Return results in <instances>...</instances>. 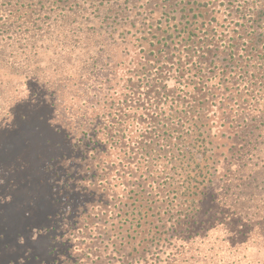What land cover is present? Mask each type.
<instances>
[{
  "label": "rangeland",
  "instance_id": "374dc122",
  "mask_svg": "<svg viewBox=\"0 0 264 264\" xmlns=\"http://www.w3.org/2000/svg\"><path fill=\"white\" fill-rule=\"evenodd\" d=\"M100 1L88 0L83 11L76 8L63 16L65 11L57 8L50 13L0 0V264L71 262V249L60 245L56 230L86 200L76 191L85 185V178L73 170L82 153L76 146L90 134L92 112L100 116L94 105H102L96 102L111 84L109 68L117 64V53L129 49L123 65H117L121 83L148 46V58L155 60L148 66L152 74L166 69L174 76L168 90L188 93L177 66L171 67L176 59L159 61L150 50L164 43L170 21L176 22L187 8L194 14L198 6L206 15L190 16L204 19V28L216 27L219 36L213 44L222 47L227 40L240 53L248 50L249 67L262 63L264 69V42L248 41L256 36L252 24L264 34V0ZM185 1L190 3L182 10ZM41 3L51 7L47 0ZM174 8L180 9L175 19H167L166 12ZM263 73L260 69L252 76ZM251 88L250 94L259 98L256 109L250 107L232 129L219 125L220 116H226L222 111L209 114L213 121L201 130L218 136L206 145L211 151L201 154L205 147L200 143L178 149L180 154L190 150L187 167L166 158V240L156 250L159 257L150 255V249L140 252L133 264L157 257L154 264H166L168 254L178 258L177 264H264V85ZM233 129L240 136L227 140L228 148H215L225 144L221 132ZM47 227L57 242L43 234Z\"/></svg>",
  "mask_w": 264,
  "mask_h": 264
},
{
  "label": "flooded vegetation",
  "instance_id": "af4514ba",
  "mask_svg": "<svg viewBox=\"0 0 264 264\" xmlns=\"http://www.w3.org/2000/svg\"><path fill=\"white\" fill-rule=\"evenodd\" d=\"M189 3L185 1L182 10ZM178 10L170 9L166 18L175 19ZM193 11L197 12L190 14V8H187L176 22L170 21L166 35H163L164 43L150 50V53L155 52L154 57L159 61L176 59V63L171 61V67L177 66L178 76L183 77L181 83L187 87L188 93L176 95L173 90H168L169 81L174 76L166 74V69L152 74L148 66L155 60L148 58V46L143 49L144 54L135 59L133 72L126 74L129 78L122 83L117 65H123L129 49L117 53V64L109 68L112 71L108 78L111 84L96 102H102V105L93 104L94 111L100 116L92 112L94 117L88 122L90 134L83 131V135L89 136L79 138L76 146V150L82 153L73 170L85 178V185L76 191L81 197H87L84 202H78L71 214L67 213L70 216L56 230L62 238L60 245L66 244L71 249V262L67 264H115L117 261L130 264L137 261L140 252L148 253L150 249H153L150 255L157 256L155 252L159 255L166 240V158L169 157L167 162L174 161L176 166L184 164L187 167L191 157L186 153L190 150L185 149V154H180L178 149L200 143L197 146L205 147L201 154L212 150L213 147L206 148V145L212 144L218 136L201 130L213 121L209 114L213 117L214 112L222 111L226 116H220L219 125L232 129L246 117L250 107L256 109L259 98L250 91L255 84L264 85V80L258 81L264 73L258 77L252 75L264 70L263 64L253 62L249 67L246 59L250 51L240 53L233 48V43L225 44L226 36L222 39L225 40L222 47L213 44L219 36L216 27L206 25L204 28V19L199 21L190 15L197 17L199 14L203 18L206 12L198 6ZM148 25L152 27L151 22ZM261 27H264V21ZM252 28L256 36L248 41L254 45L264 42L263 32H257L255 24ZM178 37L181 40L175 41ZM176 42L180 45H173ZM160 52L162 56L157 58ZM220 55H223L222 60H218ZM256 57L259 60L261 53ZM171 71L167 69V73ZM119 85L120 88H116ZM185 95L183 99L190 102L191 108L176 106L178 104L168 97ZM203 108H207L206 111ZM186 110L194 111L193 115L201 117L200 121L194 125L192 121L193 126L189 129V123L170 121V116L175 115L190 118L185 114ZM167 126L173 130H167ZM236 131L239 130L233 129L227 134L221 132L223 135L219 139L225 144H217L215 148H228L226 141L236 137ZM184 132L187 134L185 138ZM181 137L178 142L168 141ZM186 138L192 141L183 143ZM223 138L225 140H221ZM51 232L53 230L47 227L43 234L56 240Z\"/></svg>",
  "mask_w": 264,
  "mask_h": 264
},
{
  "label": "trees",
  "instance_id": "16d2710c",
  "mask_svg": "<svg viewBox=\"0 0 264 264\" xmlns=\"http://www.w3.org/2000/svg\"><path fill=\"white\" fill-rule=\"evenodd\" d=\"M5 1H6V3H14V5H16L20 8L25 6L26 8H32L33 9L34 7L39 6L40 9H45L48 11L51 9L50 13H52L53 10L55 8H57V9H60L61 11H65L63 16H67L68 14H72L76 8H77L76 9L77 13L80 11H83L84 5L86 3H88V0H76L74 2V4H68L70 2V0H47V1H49V4L51 5V7L49 8L48 6H45L44 4H42L41 0L40 1L39 0H37V1L36 0H5ZM104 1L105 0H101L100 3H104ZM106 1H110V0H106ZM111 2H117V0H113ZM100 3L96 4L93 11H98ZM168 97L170 98L171 102H172V100H174V103L178 104L176 106L191 108L190 102L184 101V99L186 98V95L184 97H180V98H175L173 96H168ZM206 109L207 108H203V110H205V111H206ZM185 114H188V116L190 118L183 119L181 116L175 115V116H170L169 119L171 122L175 121L177 124L180 122H182L184 125L186 123H189V126H187L188 127L187 129H189V127H192L194 124H196L198 121H200L201 117L193 115V114H195V112L192 110H190V111L186 110ZM164 119H166V117ZM234 120H235V117L233 116L232 121H234ZM192 121H194L192 123L193 125H191ZM222 121H224V119ZM171 124H173V123H170V125ZM166 125H168V124L166 123ZM167 130H173V128H168V126H167ZM236 134L239 137L241 133H239V131H236ZM229 163H231V162H229ZM207 181H208V183H210L209 180H207ZM204 182H205V178H204ZM157 256L159 257V255H157ZM158 257H157V259H155V260L153 259V261H151V262L149 261L148 263L146 262L145 264H154L155 261L158 260ZM177 262H178V258L175 255H172V254L169 255L168 254V256H166V264H177ZM119 263H122V262L117 261L115 264H119ZM130 264H133V263H130ZM158 264H160V263H158Z\"/></svg>",
  "mask_w": 264,
  "mask_h": 264
}]
</instances>
